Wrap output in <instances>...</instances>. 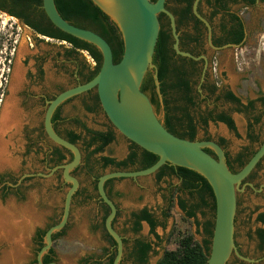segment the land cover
I'll use <instances>...</instances> for the list:
<instances>
[{"label": "rangeland", "instance_id": "rangeland-1", "mask_svg": "<svg viewBox=\"0 0 264 264\" xmlns=\"http://www.w3.org/2000/svg\"><path fill=\"white\" fill-rule=\"evenodd\" d=\"M203 9L206 11L205 8ZM244 16L249 29V36L245 45L239 48L224 47L219 52L208 47V56L211 60L217 61V74L220 83L230 87L245 102L248 98H257L259 95H264V0H258L254 9H245ZM161 24L169 29L168 21L164 20ZM209 32L210 30L206 34L208 38ZM36 39L31 28L24 25L15 16L0 11V80H3V73L4 76H7L9 59L11 58L14 69L16 64H20L23 81L27 68L33 65L32 56L38 51L47 57V61L43 66L45 70L43 82L51 89L50 92L56 91L59 93L76 85L73 76L78 65L82 63H86L90 67L96 65V61L88 53L79 52L78 55L74 54L68 57L66 50L71 47L68 43L60 45L55 41L47 39L38 41ZM21 48L24 51L19 54ZM57 54H59L56 59L58 65L53 61L54 56ZM28 55L30 57L26 64L24 60ZM13 71L9 78L11 83ZM87 73L88 70L85 69L83 72L84 77ZM211 73L214 75L212 69ZM2 89H4V86L0 89V103ZM10 90L14 91L11 89V84ZM9 96L10 93L7 94L6 98ZM8 101H11V99ZM200 101V111L198 109L191 110V113L197 115V140L221 141L224 139L223 142L221 141L222 148L226 154H229L235 166L238 167V163L235 162L236 158L241 153L257 149L263 141L264 116L262 122L252 128V133L256 137L255 140H252L249 138V113H241L236 109H231L230 113L235 122V130L219 122L209 121L205 124L199 121L200 113L203 114L207 109L221 110L230 106L223 101L216 103L211 100ZM87 105H93L91 96L81 94L63 106V114L67 118L79 119L80 123L85 124L92 130H106L108 121L104 113L102 111L89 112L86 109ZM174 105L179 108L183 106L182 103L177 102H174ZM3 108L4 106H0V117ZM196 111L198 112L196 113ZM158 114L164 117L162 109ZM16 127L12 130L13 127L11 126L3 133V137L7 135V142L4 140L6 144L13 146L15 153L18 152V155L14 157L15 166L13 170L18 173L21 165L26 170L25 173L28 172L30 167L37 170L34 179L28 181L31 187L26 191L25 201L17 203L12 199L9 201V210L0 209L4 217L2 224L6 225V221L8 222L9 219L11 225H17L18 235H22L18 250L15 249L13 241L11 242L5 235L0 236V264H38V257L36 258L37 247L33 240L34 233L37 228L46 229L61 221L64 214L66 194L71 187V183L65 180L63 168H59V174L62 177L60 188L57 184L59 174H54L59 166L52 168L53 165L42 162L44 150L48 151L47 146L40 149L42 144L37 143L30 154L26 153L27 135L38 141V132H34L33 128L24 131L19 129L18 126ZM77 130L83 136L82 140L77 143L83 156L79 168H75L71 171V174L78 178L80 182L79 190L83 195L74 198L67 226L64 227V233L53 242L52 246H54L56 252V259L53 263L85 264L84 259L92 258L91 264H96L95 261L97 260H100L102 264H107V254L112 250V246L104 230L105 212L96 199L94 176L84 168L85 158L87 157L84 141L89 139V136L83 127L79 126ZM37 149L40 153L38 155L35 153ZM130 150L129 142L116 131L115 140L104 149L102 154L121 160L127 157ZM212 150L215 152L214 149ZM65 153L66 159L62 165L68 163L71 159V155ZM3 156L4 161L0 163V167L13 164V160H10L5 153ZM132 168L129 167L128 170ZM109 171H112L111 168H107L105 171L100 167L94 169V173L100 174ZM170 181L175 185L180 184V181L176 178H166L164 181L158 182L155 175L117 178L114 181L113 200L118 206L119 214L113 225L117 231L128 238L134 237L129 230V224L126 223L133 211H139L147 206L161 220V211L169 208V199L173 195V205L169 209L165 226L159 225L156 228V232L161 239L158 241L149 232L146 223H143L137 235L151 242H158L155 245L157 254L151 255L149 264H157V261L166 250L177 249L179 240L184 236L193 235L197 241L202 242L205 236L202 223L210 217L209 212L206 216L198 212L196 218L187 217L178 204V198L182 197L190 200V197L176 191L170 193ZM241 187H244V190L238 194L239 206L236 215L235 237L240 252L244 256L254 259V262L244 261L237 256H232L227 264H264V247L261 248V243L256 235L257 228L264 227L263 224L257 222V216L264 213V160L253 173L250 182L243 183ZM130 243L131 241L128 245ZM125 264L130 263L125 262Z\"/></svg>", "mask_w": 264, "mask_h": 264}, {"label": "water", "instance_id": "water-1", "mask_svg": "<svg viewBox=\"0 0 264 264\" xmlns=\"http://www.w3.org/2000/svg\"><path fill=\"white\" fill-rule=\"evenodd\" d=\"M93 1L109 15L122 35L124 53L119 62L114 61L113 49L102 35L66 20L60 14L55 0H43V9L51 23L66 34L95 45L101 51L103 61L100 71L93 79L63 90L48 102L45 114L46 132L56 144L70 150L73 159L58 167L63 168L64 178L71 183V187L66 194L61 221L51 226L46 232L45 245L39 252L38 264H44L43 255L52 247L53 235L66 226L73 195L80 186L78 178L72 175L71 171L80 165L82 151L77 144L60 136L54 130L52 116L63 102L93 89H96L102 109L116 131L143 149L159 156V160L148 168L109 171L98 179L99 195L110 207L105 226L117 243V254L113 264H121L124 242L123 237L113 225L118 208L106 192V182L112 178H137L153 175L166 164L197 171L209 181L213 188L216 198V217L207 264H227L232 256L254 262V259L244 256L238 248L235 237L236 215L238 194L244 190L241 185L264 158V140L248 162L240 170L233 172L228 166L224 149L216 141L190 140L171 133L160 121L148 94L141 89L148 71L151 70L154 73L157 91L161 96L158 70L153 62L161 30L159 14L164 12L170 17L176 51L195 59L197 57L179 48L175 16L166 8V0ZM198 2L199 0H196L194 3V11L206 22L211 31L209 22L198 13ZM210 36L211 32H209V39ZM206 148L214 149L216 156L209 153Z\"/></svg>", "mask_w": 264, "mask_h": 264}, {"label": "flooded vegetation", "instance_id": "flooded-vegetation-1", "mask_svg": "<svg viewBox=\"0 0 264 264\" xmlns=\"http://www.w3.org/2000/svg\"><path fill=\"white\" fill-rule=\"evenodd\" d=\"M195 1L196 0H166V8L170 12H172L173 15L175 16L177 32L179 34V48L182 51L189 52L193 56L197 57V59L191 56L182 55L176 51V49L174 48L175 39H174L173 32H172L170 17L164 12L159 14L160 23H162L164 20L168 21V24L170 27L169 33L171 34V38H170L171 63L169 66L168 81L170 82V84H174L176 83V81L185 82V84H187V86L189 87L188 94H190L192 97H194L197 100H202V101L211 100L215 103L218 101H223L224 103L230 106L228 108H223L221 110L207 109L202 114V117L207 118V123L209 121H212L214 123L219 122V123L226 125L229 128L226 122L213 121L211 118L212 116H218L221 114L229 115L232 117L230 111L231 109H236L237 111L241 113H244V112L249 113L250 115L249 129L250 131H252V128L254 127V125L262 122V118L264 116V95H259L257 98H248L245 102L242 99L240 102L236 101L235 99H231L229 97L230 93H232L235 97H239V96L236 95L230 87L226 86L225 84H221L220 81L218 80V74H217L218 64H217V61L211 60L209 58L208 47L209 49L210 48L213 50L215 49L214 51L219 52L224 47L239 48L245 45V42L247 41V38L249 36V29L247 27V22L244 16L245 9L246 10L254 9L255 6L257 5L258 0H254V1L253 0H199L197 10L199 14L210 23V26H211L210 39L208 38V35L206 36L209 30L208 25L194 11ZM203 8H205L206 11H204ZM0 11L9 13V14L11 13L9 12V10H7L6 8H3L2 6H0ZM16 18H18L22 23H24V25L32 29V31L34 32L37 38L36 40L41 41L43 39H47L50 41L58 42L60 45H62L63 43H68L71 46L70 48H67L66 50L68 57L74 54L78 55L79 52H82V53H88L92 57V59L95 61V59L93 58V56L90 54L88 50H85V49L74 50L73 44L69 43L66 40L61 39L60 32L56 30V28L53 26V24H51L48 18H42L39 15H33V14H30V16L27 19L22 18V17H16ZM239 36H242V38L239 42H237L236 39H238ZM210 40H211V43H210ZM32 47H33V44H32ZM69 53H72V54L69 55ZM58 55L59 54L54 56V60H53L55 61L56 65H58V63L56 62ZM29 57L30 55H28L24 60L26 64L28 62ZM32 57L34 61L32 67L27 68L26 73L23 76V81H21L20 85L13 92L10 90L11 79L9 78L11 77L14 66H12L13 63H12L11 58L9 59V65L7 68V76H4V73H3L2 75L3 80H0L1 82L0 89L1 87L4 86V89H2L3 92H2L0 106H4V104H6V101L11 99V102H13V105H14V109L16 110V121H15V125L13 124L12 126L13 127L12 130L16 129L17 128L16 126H18L19 129H22L24 131L29 128H33L34 132H38V141H36L34 138H31L27 135L28 145H26V153L30 154L31 150L37 143L42 144L40 146V149H43L45 148V146H47L48 151L44 150V153L42 156V162L47 163L48 165H53L52 168H54V167H58L62 165L63 162H60V155H62V153H64L65 156H66L65 152L69 153L70 155H73V154L70 150L56 144L53 140H51L46 132L45 114H46L47 107L49 105L48 102L54 99L60 92L59 93L56 91L50 92L51 89L48 88V86L43 82L44 74H45V70L43 66H44V63L47 61V57L42 55L39 51L35 53ZM85 69H87L89 72L88 65L86 63H82L77 66L76 73H74V76H73L76 85L79 83L86 82V77H84L83 75V72ZM211 69L214 71V75L211 73ZM156 91H157V88H156ZM9 93H10V96L6 98L7 94ZM84 94H88V92ZM182 94H183L182 91L172 88L170 90V95H169L172 101L170 104L172 106L174 105V102L183 104V101L180 100V96H182ZM77 96H80V95H77ZM77 96L70 98L67 101L60 104L56 108L52 116V126L54 130L60 136L66 138L67 140L69 138V135H68L69 132L78 133L77 129H79V126L83 127L80 124L79 119L67 118L63 114V106L69 101L76 98ZM148 96L152 102L151 95L148 94ZM159 98H160V101H161L160 103L162 107L165 108L166 102H165V98L163 94H161V96L159 94ZM252 101L253 103H251ZM152 104L154 106L155 112L157 113L160 121L164 123V117L159 116L156 105H154L153 102ZM102 112L104 113L105 118L108 121V124L112 125V123L106 116L103 109H102ZM163 113L165 116L166 112L164 111ZM257 118H259L258 121H256ZM113 129L114 131H116L115 128ZM6 136L7 135L2 137L3 140L5 141H6ZM124 138L129 142L131 146L132 145L131 142L126 137ZM216 142L220 146L223 147V144L221 143V141L218 140ZM262 142L260 143V145L262 144ZM6 145L7 147H5V154L7 155V157L10 158V160H13V164H7L5 166L0 167V209L5 208L9 210L10 200L13 199V201L15 200L17 203H21L25 201L26 191L31 187L28 181L31 179H34L35 174H36L35 171L37 169L30 167L28 172L25 173L26 170L23 168V166L21 165L22 163H21L20 164L21 168L18 171V173H16L13 170L15 166L14 157L18 155V152L15 153L13 146L8 145V144ZM257 149L255 150L257 151ZM137 151H138L139 159L141 160L143 157L144 150L141 147V148H138ZM35 153L37 155L40 154L38 149L36 150ZM129 154L127 155V157L129 156ZM214 154H215L214 156H216L215 152ZM100 156H106V155H103L101 153L97 157H100ZM126 158L121 159V160H125ZM263 160L264 158L262 159V161ZM262 161L258 164L256 169L251 173V175L244 181V183L250 182V180L252 179L253 173L261 166ZM94 163L95 161L91 162L90 167H92V169H96V167H100V165L94 164ZM139 167L140 166H134L132 169L137 170ZM77 168H79V166ZM84 168H86L87 170L85 162H84ZM111 170L117 171L115 167H111ZM59 171L60 170L58 168V170H56L54 174H59ZM32 172H34L33 176L31 175ZM92 174L95 179V191L97 192V196H96L97 202L101 206V208L104 210V212H106V208L109 206L100 197L99 192H98V187L96 190V186L98 183V181L96 183V174L98 173L93 172ZM40 177L43 178L42 175H40ZM112 179L114 180H112L107 186L105 184V188H106V192L108 196L113 200V191L115 190L114 181L117 178H112ZM57 184L61 188L62 177L60 174L57 177ZM77 192L80 193L79 195H83V193H81L79 189L77 190ZM76 193L73 195L72 202L75 197L79 196V195H76ZM238 206H239V199H238ZM144 209H147L151 214H153V216L158 221L159 225L163 227L165 226V220L168 218L166 216V210H167L166 208L161 211V220L158 219L154 211L150 210L147 206L141 208L139 211H133L130 215V218L126 221V223L129 224V230L134 235V237L128 238L125 235H123V233L118 231L123 237V242H124V254H123L121 264H125V262H129L130 264H149L151 255L157 254V249L155 245L158 242L157 241L151 242L150 240L143 239L142 237L137 236L141 229L139 231L134 230V227L137 222V217L134 215L141 214V212ZM118 214H119V210L117 211V215L113 221V224ZM143 223H146L148 225L149 232L152 235H154V237L159 241L161 237L156 232V229L155 231H152L150 224L145 220L141 221V228H142ZM51 226L47 227L46 229L37 228L34 233L33 240L35 242L34 244L37 247L36 258L38 257V254L40 250L42 249L41 244H40L41 243V240H40L41 232L40 231L45 230L47 232V230ZM104 227L106 228L105 221H104ZM107 238H108L109 243L112 246V250H110V252H108L107 254V261H108V258L111 255H113L115 252L117 254V243L111 235L110 236L107 235ZM53 240L55 241L57 239L53 238ZM44 241H45V236L42 241L43 245H45ZM130 241L131 243L128 245ZM139 241L151 244V249L147 253L146 261L143 263L140 262L138 258ZM52 249L54 250V254L51 252ZM47 256L54 258V261H52L51 263L55 262L56 252H55L54 246H52L49 249V251L43 255V259L46 258ZM159 260L157 261V264Z\"/></svg>", "mask_w": 264, "mask_h": 264}, {"label": "trees", "instance_id": "trees-1", "mask_svg": "<svg viewBox=\"0 0 264 264\" xmlns=\"http://www.w3.org/2000/svg\"><path fill=\"white\" fill-rule=\"evenodd\" d=\"M57 8L60 14L72 24L91 29L100 35H102L111 45L114 53V61L119 62L124 53V40L122 35L117 27V25L112 21V19L107 15L93 0H55ZM156 1V0H152ZM254 1V0H253ZM0 6L6 8L11 12L10 14L15 17L28 18L30 14L39 15L42 18H48L44 9H43V0H0ZM49 20V18H48ZM51 22V21H50ZM52 24V23H51ZM54 26V25H53ZM55 27V26H54ZM56 28V27H55ZM60 32V38L68 41L73 44L74 50L85 49L90 52L93 58L96 61L94 67L88 66L89 72L87 73L86 82L93 79L98 72L100 71L103 56L101 51L93 44L74 37L72 35L66 34L60 29L56 28ZM169 29H166L162 25L158 42L155 49L153 62L158 70V77L160 80V91L165 98V108L162 107L161 101L159 98V93L156 91V85L154 80L153 71H148L141 89L147 94L151 95L152 102L156 105L157 112L161 109L166 112L164 116L163 125L173 134L187 138L190 140H197V121L196 114L191 113V110L198 109L200 111L201 101L192 97L189 92V87L185 82L176 81L174 84H170L168 81L169 75V66L171 63L170 55V38L171 34ZM242 36H239L236 39L237 42L241 40ZM72 53H69L71 55ZM172 88L182 91V96L180 100L183 101L182 107L172 106V102L169 95ZM88 94L91 96L93 105H87L86 109L89 112H99L102 111V106L96 89L90 90ZM168 95V97H167ZM231 99H235L240 102L241 98L235 97L232 93L229 94ZM253 103V101L251 102ZM180 111V112H179ZM198 111H196L197 113ZM181 113V114H179ZM200 122L207 124V118L202 117L200 113ZM213 121H223L226 122L231 129H236L235 122L233 118L229 115L221 114L218 116H212ZM259 118L256 119L258 121ZM198 121V122H199ZM83 126V129L89 136V139H85L84 145L87 151V157L85 158V164L87 167V172L92 174L94 169H92L91 162L95 161L94 164L100 165V168L105 171L107 168L115 167L117 170H128L129 167L140 166L139 169H145L159 160V156L143 149V157L140 160L138 155V148H141L136 143L131 142V152L125 160H117L114 157L110 156H100L105 147L110 144L116 138V131L111 124L107 125L106 130H92L88 128L85 124L80 123ZM68 140L77 144L82 140L83 136L81 133L69 132ZM249 138L255 140L256 137L253 135L252 131L249 133ZM209 140V139H208ZM222 142L224 139L221 140ZM134 148V150H133ZM206 150L215 155L212 149L206 148ZM256 150H251L250 152L241 153L235 160L238 163V167L235 166V163L230 159L229 154L227 156V163L229 168L233 172L240 170L248 160L255 154ZM73 155H71V159ZM94 158V159H93ZM66 156L64 153L60 155V162H64ZM70 159V160H71ZM104 172L101 174H96V183ZM155 176L158 182L164 181L166 178L173 179L176 178L180 181V184L175 185L173 182L169 184L170 193L175 191L178 193L187 194L190 197V200H186L182 197L178 198V204L180 208L185 212L189 218H196L197 213L201 212L204 216L209 212L210 217L202 223L204 239L202 242H199L195 239L193 235L184 236L179 240V246L175 250H166L162 257L160 258L158 264H207L208 258L210 255L211 244L213 231L215 226V217H216V198L213 191V188L209 181L200 173L195 170L182 167L166 164L162 166L156 173ZM114 179H110L106 182V186ZM97 190V186H96ZM80 193L77 192L76 195ZM173 205V195L169 199V208L166 210V216H169V209ZM110 212L109 207L106 208L105 217L108 216ZM137 217V222L134 227L135 231L141 229V221H147L152 231H155L156 227L159 225L156 218L151 214L147 209H144L141 214L134 215ZM257 222L264 225V213H260L257 216ZM200 224V222H198ZM104 225V224H103ZM105 228V227H104ZM63 229L60 232H57L53 235L54 239L59 238L63 233ZM106 234L110 236L106 228L104 229ZM41 232V247H43V238L46 234V231ZM257 238L261 243V248L264 247V227L257 228L256 230ZM139 253L138 258L140 262L146 261V256L148 251L151 249V244L144 243L139 241L138 245ZM51 252L54 254V250ZM116 252L108 258L107 264H113L115 259ZM92 258H86L83 260L85 264H91ZM54 261V258L47 256L43 259L44 264H50ZM96 264H102L100 260L95 261Z\"/></svg>", "mask_w": 264, "mask_h": 264}, {"label": "bare ground", "instance_id": "bare-ground-1", "mask_svg": "<svg viewBox=\"0 0 264 264\" xmlns=\"http://www.w3.org/2000/svg\"><path fill=\"white\" fill-rule=\"evenodd\" d=\"M24 51L23 48L20 49L19 54ZM22 81V68L20 66V64H16L15 69L13 71V77H12V83H11V89L12 90H16V88L20 85ZM15 121H16V110L14 109V105L13 102L11 101H7L6 104L4 105L3 111H2V115H1V123H0V163H2L4 161V156L3 154L5 153V147H6V143L3 140V133L8 130L11 126H13V124L15 125ZM3 214L2 212H0V236H4L6 238H8L9 240H11V242L13 241L15 249L19 247V242L21 240L22 235L19 234L18 235V229H17V225L13 224L11 225L9 223V219L8 222L6 221V225H3ZM2 227H4L2 229Z\"/></svg>", "mask_w": 264, "mask_h": 264}]
</instances>
